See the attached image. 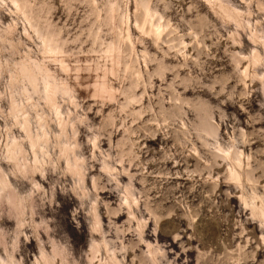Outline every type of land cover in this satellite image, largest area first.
Masks as SVG:
<instances>
[{"label":"rangeland","instance_id":"obj_1","mask_svg":"<svg viewBox=\"0 0 264 264\" xmlns=\"http://www.w3.org/2000/svg\"><path fill=\"white\" fill-rule=\"evenodd\" d=\"M0 163V264H264V0H0Z\"/></svg>","mask_w":264,"mask_h":264},{"label":"bare ground","instance_id":"obj_2","mask_svg":"<svg viewBox=\"0 0 264 264\" xmlns=\"http://www.w3.org/2000/svg\"><path fill=\"white\" fill-rule=\"evenodd\" d=\"M147 11L149 13L150 9L149 7H147ZM164 26L163 25H156L154 30H155V34L157 36V38H161L164 30H163ZM257 56V55H256ZM114 71V70H113ZM14 82V81H13ZM102 90L104 92H106V87L105 85L103 84L102 85ZM58 94L57 92V88H55L53 85H49L48 87V91H47V99L48 101L55 106V99L54 97ZM63 123V120L60 121ZM63 124H61V127H62ZM23 129L25 131V134L27 136V138L29 139V142H31V145L32 147H35L37 145V139L33 138V135H32V132H31V129H30V123L28 121L27 118H25L24 120V123H23ZM63 130V128H62ZM63 132V131H62ZM45 137V136H43ZM67 141V140H66ZM66 145V144H65ZM65 147V146H64ZM71 147V146H70ZM73 148V147H72ZM63 149V148H62ZM71 149V148H70ZM68 146L65 148V155L67 157V164H68V168L70 169V171L74 174V175H77V176H80L81 177V170H82V161L79 160V158L76 156V154L74 153V151H71ZM23 151V147L22 145L20 144V142L18 140H13L11 145L8 146V157L9 159H12V160H16L15 158V155L17 154H21ZM69 171V172H70ZM10 187V181L7 180L3 173H2V166H1V163H0V196L3 197L2 193L3 192H8L11 196H9V199H13L14 200V197L15 195H13V191L9 188ZM9 189V190H8ZM4 194V193H3ZM5 195V194H4ZM13 195V196H12ZM16 201V200H14ZM264 209V208H263ZM261 212V211H260ZM97 214V213H95ZM94 214V215H95ZM261 216L263 217L264 216V213L262 214V212L260 213ZM260 216V215H259ZM97 224H99V216L97 215ZM8 264H12L11 262H8ZM46 264H49V262H46Z\"/></svg>","mask_w":264,"mask_h":264}]
</instances>
